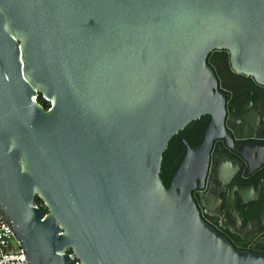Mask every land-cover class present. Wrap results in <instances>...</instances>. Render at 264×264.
<instances>
[{"label": "water", "instance_id": "1", "mask_svg": "<svg viewBox=\"0 0 264 264\" xmlns=\"http://www.w3.org/2000/svg\"><path fill=\"white\" fill-rule=\"evenodd\" d=\"M214 50L264 85V0H0V211L30 264H264L192 193L224 129Z\"/></svg>", "mask_w": 264, "mask_h": 264}, {"label": "flooded vegetation", "instance_id": "2", "mask_svg": "<svg viewBox=\"0 0 264 264\" xmlns=\"http://www.w3.org/2000/svg\"><path fill=\"white\" fill-rule=\"evenodd\" d=\"M207 62L225 98L224 129L192 193L201 216L237 249L264 254V85L236 72L227 50L212 51ZM212 120L204 115L173 137L165 152L173 166L170 184L187 153L182 135L198 147Z\"/></svg>", "mask_w": 264, "mask_h": 264}, {"label": "built area", "instance_id": "3", "mask_svg": "<svg viewBox=\"0 0 264 264\" xmlns=\"http://www.w3.org/2000/svg\"><path fill=\"white\" fill-rule=\"evenodd\" d=\"M0 264H30L13 227L0 211Z\"/></svg>", "mask_w": 264, "mask_h": 264}, {"label": "trees", "instance_id": "4", "mask_svg": "<svg viewBox=\"0 0 264 264\" xmlns=\"http://www.w3.org/2000/svg\"><path fill=\"white\" fill-rule=\"evenodd\" d=\"M38 101L46 108V109H49L50 108V102L49 101H47L42 95H39V97H38ZM174 140V139H173ZM172 142H174V141H172L171 140V144H172ZM165 155V161H163V166H162V178H163V180H164V182H165V184L167 185V186H169V184H170V182H169V178H168V175L170 174V172H171V170H172V168H173V166L171 165V163H170V160H168V157H167V155L166 154H164ZM37 203H38V205L40 206V207H42L43 209H45V210H47V207L44 205V202L39 198V197H37ZM71 252V251H70Z\"/></svg>", "mask_w": 264, "mask_h": 264}]
</instances>
